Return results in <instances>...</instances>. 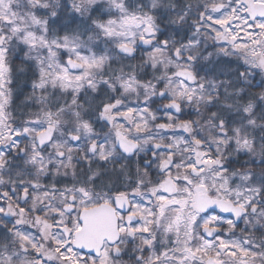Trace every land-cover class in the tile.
<instances>
[{"label":"snow or ice","instance_id":"obj_1","mask_svg":"<svg viewBox=\"0 0 264 264\" xmlns=\"http://www.w3.org/2000/svg\"><path fill=\"white\" fill-rule=\"evenodd\" d=\"M0 264H264V0H0Z\"/></svg>","mask_w":264,"mask_h":264}]
</instances>
